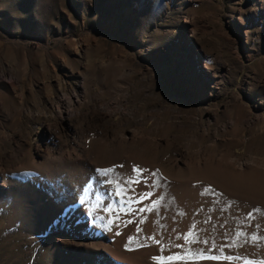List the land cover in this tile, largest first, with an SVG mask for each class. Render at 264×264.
<instances>
[{"label":"rangeland","instance_id":"374dc122","mask_svg":"<svg viewBox=\"0 0 264 264\" xmlns=\"http://www.w3.org/2000/svg\"><path fill=\"white\" fill-rule=\"evenodd\" d=\"M1 65L0 264H264V0H0Z\"/></svg>","mask_w":264,"mask_h":264},{"label":"bare ground","instance_id":"6f19581e","mask_svg":"<svg viewBox=\"0 0 264 264\" xmlns=\"http://www.w3.org/2000/svg\"><path fill=\"white\" fill-rule=\"evenodd\" d=\"M3 68L8 69V65L3 63ZM2 65L0 66V69ZM5 71V70H4ZM82 103V96L77 88L73 87L71 92L67 94L66 98L60 99L57 104V109L60 114H64L69 111H78Z\"/></svg>","mask_w":264,"mask_h":264},{"label":"snow or ice","instance_id":"6c2138e0","mask_svg":"<svg viewBox=\"0 0 264 264\" xmlns=\"http://www.w3.org/2000/svg\"><path fill=\"white\" fill-rule=\"evenodd\" d=\"M98 171H100V172H102L104 175H106L107 174V172L108 171H110V170H98ZM102 183L104 182V181H101ZM136 183H139L140 181L139 180H137V181H135ZM148 195H151L150 193L148 194ZM143 198H147V196H145V197H143ZM157 243H159V241H157ZM203 243H205V244H207V243H209L208 241H203ZM213 259H215V257H212ZM170 259V258H169Z\"/></svg>","mask_w":264,"mask_h":264}]
</instances>
